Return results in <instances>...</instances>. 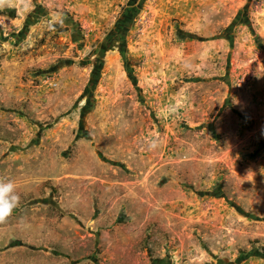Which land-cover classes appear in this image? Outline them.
I'll list each match as a JSON object with an SVG mask.
<instances>
[{"label":"rangeland","instance_id":"374dc122","mask_svg":"<svg viewBox=\"0 0 264 264\" xmlns=\"http://www.w3.org/2000/svg\"><path fill=\"white\" fill-rule=\"evenodd\" d=\"M0 180V264H264V0H0Z\"/></svg>","mask_w":264,"mask_h":264},{"label":"clouds","instance_id":"9594fccd","mask_svg":"<svg viewBox=\"0 0 264 264\" xmlns=\"http://www.w3.org/2000/svg\"><path fill=\"white\" fill-rule=\"evenodd\" d=\"M50 19L48 27L55 31L56 25L64 24L63 13L53 11L49 14ZM154 146V145H153ZM20 197L16 192V186L12 181L0 180V223L12 214L13 210L18 206Z\"/></svg>","mask_w":264,"mask_h":264}]
</instances>
